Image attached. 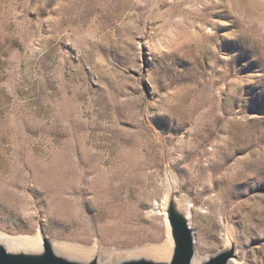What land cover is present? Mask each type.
Here are the masks:
<instances>
[{
  "label": "rangeland",
  "instance_id": "374dc122",
  "mask_svg": "<svg viewBox=\"0 0 264 264\" xmlns=\"http://www.w3.org/2000/svg\"><path fill=\"white\" fill-rule=\"evenodd\" d=\"M169 184L201 256L264 264V0H0V232L117 262Z\"/></svg>",
  "mask_w": 264,
  "mask_h": 264
},
{
  "label": "water",
  "instance_id": "95a60500",
  "mask_svg": "<svg viewBox=\"0 0 264 264\" xmlns=\"http://www.w3.org/2000/svg\"><path fill=\"white\" fill-rule=\"evenodd\" d=\"M163 211L167 221L166 233L171 243L169 256L165 260L138 257L112 263L109 260L101 262L96 256L85 260L76 259L55 251L49 238L43 237L41 248L36 251L11 250L0 242V264H229L236 257L235 242L229 233L226 247L194 263V235L175 185L166 187Z\"/></svg>",
  "mask_w": 264,
  "mask_h": 264
},
{
  "label": "bare ground",
  "instance_id": "6f19581e",
  "mask_svg": "<svg viewBox=\"0 0 264 264\" xmlns=\"http://www.w3.org/2000/svg\"><path fill=\"white\" fill-rule=\"evenodd\" d=\"M180 201H181L182 205L185 207L186 212H187V218L189 219L190 204H189V202L187 203V201L184 200L183 198H180ZM164 203H165V199H164ZM161 206H162V200H160V202L158 203V208H156V209H158L159 214L163 215L162 211H161ZM163 209H164V204H163ZM163 219H164V225L166 227V232H167V221L165 218V213H164ZM193 235H194V233H193ZM43 237L47 238L44 234H42V233L40 234L39 232H38V234H35L33 236H19V237L9 236V235H6V234H3L0 232V242L5 244L7 246V248L11 249V250H26V251L39 250L41 248V243H42ZM194 244H195V239H194ZM51 245L55 251L62 253L68 257L85 260V259H90L93 256H96L98 258V260L101 262L109 260V258H108L109 255H106L105 258H103V253L101 252L100 248L96 244L85 248L83 246H75V245H70L68 243H63V242L62 243L61 242L60 243H57V242L54 243L51 241ZM226 246H227V243H226ZM170 249H171V243H170V240H169L168 235L166 233V238H165L164 244L160 248L155 249V247L144 246V247L135 249L132 254H130L129 256L124 257V258L130 259V258L146 257V258H152V259H156V260H165L169 256ZM235 255H236V257L231 259L229 264H232L233 262L239 261V258L237 257V254H236V245H235ZM207 256L206 255L201 256L198 253L196 246H195L194 263H197V262L205 259ZM101 258H103V259H101ZM125 259H122V260H125ZM110 262H112V261H110Z\"/></svg>",
  "mask_w": 264,
  "mask_h": 264
}]
</instances>
